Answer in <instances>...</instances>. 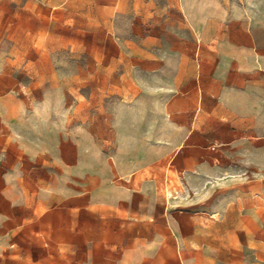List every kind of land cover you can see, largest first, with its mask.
<instances>
[{"label":"rangeland","instance_id":"rangeland-1","mask_svg":"<svg viewBox=\"0 0 264 264\" xmlns=\"http://www.w3.org/2000/svg\"><path fill=\"white\" fill-rule=\"evenodd\" d=\"M237 1L190 0L212 16L202 41L184 0H0V132L16 136L20 120L30 145L63 121L66 168L40 178L22 139L20 171L0 165V264H264V127L219 136L210 95L207 154L170 148L190 125L176 98L214 58L216 10ZM122 114L160 119V154L124 175ZM112 184L117 208L89 205Z\"/></svg>","mask_w":264,"mask_h":264},{"label":"crops","instance_id":"crops-1","mask_svg":"<svg viewBox=\"0 0 264 264\" xmlns=\"http://www.w3.org/2000/svg\"><path fill=\"white\" fill-rule=\"evenodd\" d=\"M189 2L184 0V7L192 30L202 41H209V20L212 16L202 11L198 17ZM215 17L217 25L212 38L214 58L211 62L205 59L201 63L196 77L192 79L189 93L183 98H176L177 106L188 108L190 125L182 135L170 141V148L173 157L177 158L179 153H183L191 162L195 161L197 155L207 154L212 138L207 109L210 95L218 108L214 114L216 120L224 125L219 136L224 135L229 141L241 137H232L233 133L243 132V137H251L252 132L264 127V0H239L230 6H220ZM182 99L184 104L180 102ZM194 110L199 115L195 113L192 116ZM196 118L199 120L194 126ZM19 121L16 123V136L10 132H0V150L8 148L13 152L7 154V159L0 158V165L5 163L8 171H20V167L16 166L18 153L15 152V144L20 139L19 142L23 140L22 145L19 143L23 150L31 155L32 163L38 165L33 167L34 170L44 171L40 178L63 180L66 173L63 121L61 125L59 122L56 125L53 140L34 134L30 145L24 142V131L18 129ZM113 126L119 140L118 154L129 155L125 161L127 166L116 160L120 175L137 171L154 159L147 155L160 154V144L156 142L160 140L159 117L156 120L154 117L153 120H140L138 116L122 114L113 120ZM3 140L8 141L6 147ZM10 140H14V144ZM95 187L90 189L88 203L96 208H117L126 197L115 184L110 190L106 188L104 196L98 195L99 188Z\"/></svg>","mask_w":264,"mask_h":264}]
</instances>
